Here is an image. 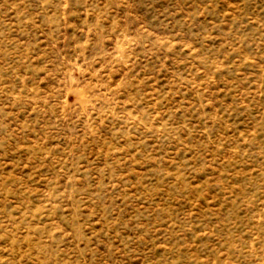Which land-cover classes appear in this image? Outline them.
Segmentation results:
<instances>
[{
	"label": "rangeland",
	"instance_id": "374dc122",
	"mask_svg": "<svg viewBox=\"0 0 264 264\" xmlns=\"http://www.w3.org/2000/svg\"><path fill=\"white\" fill-rule=\"evenodd\" d=\"M0 264H264V0H0Z\"/></svg>",
	"mask_w": 264,
	"mask_h": 264
}]
</instances>
